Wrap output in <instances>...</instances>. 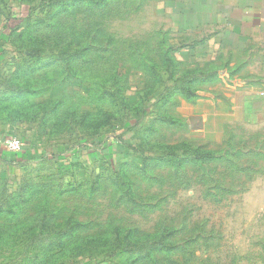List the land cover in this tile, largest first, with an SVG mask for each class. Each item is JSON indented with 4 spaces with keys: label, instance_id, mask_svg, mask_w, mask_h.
Here are the masks:
<instances>
[{
    "label": "rangeland",
    "instance_id": "1",
    "mask_svg": "<svg viewBox=\"0 0 264 264\" xmlns=\"http://www.w3.org/2000/svg\"><path fill=\"white\" fill-rule=\"evenodd\" d=\"M0 264H264V0H0Z\"/></svg>",
    "mask_w": 264,
    "mask_h": 264
},
{
    "label": "built area",
    "instance_id": "2",
    "mask_svg": "<svg viewBox=\"0 0 264 264\" xmlns=\"http://www.w3.org/2000/svg\"><path fill=\"white\" fill-rule=\"evenodd\" d=\"M6 149L10 153H20L22 150V144L19 140L14 139L7 142Z\"/></svg>",
    "mask_w": 264,
    "mask_h": 264
},
{
    "label": "trees",
    "instance_id": "3",
    "mask_svg": "<svg viewBox=\"0 0 264 264\" xmlns=\"http://www.w3.org/2000/svg\"><path fill=\"white\" fill-rule=\"evenodd\" d=\"M25 149L26 148H24V146L22 145V150H21L20 153H16V154L15 153H10V152H8V153H9L10 156L19 157V156H22L23 150L25 152Z\"/></svg>",
    "mask_w": 264,
    "mask_h": 264
}]
</instances>
